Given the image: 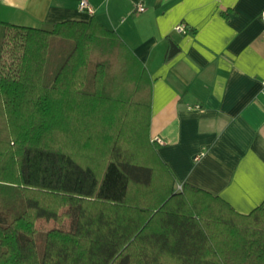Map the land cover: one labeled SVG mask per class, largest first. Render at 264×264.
<instances>
[{
	"label": "trees",
	"instance_id": "trees-1",
	"mask_svg": "<svg viewBox=\"0 0 264 264\" xmlns=\"http://www.w3.org/2000/svg\"><path fill=\"white\" fill-rule=\"evenodd\" d=\"M1 44L0 264H264V200L239 213L177 184L149 138L150 76L115 31L6 23Z\"/></svg>",
	"mask_w": 264,
	"mask_h": 264
},
{
	"label": "crops",
	"instance_id": "crops-1",
	"mask_svg": "<svg viewBox=\"0 0 264 264\" xmlns=\"http://www.w3.org/2000/svg\"><path fill=\"white\" fill-rule=\"evenodd\" d=\"M0 0V23L51 29L94 17L151 79L149 138L177 184L237 212L264 200V0ZM142 4L143 11H137ZM183 23L187 33L174 31ZM174 44V47L171 46Z\"/></svg>",
	"mask_w": 264,
	"mask_h": 264
},
{
	"label": "rangeland",
	"instance_id": "rangeland-1",
	"mask_svg": "<svg viewBox=\"0 0 264 264\" xmlns=\"http://www.w3.org/2000/svg\"><path fill=\"white\" fill-rule=\"evenodd\" d=\"M3 31H4V24L0 23V51H1V42H2V37H3ZM49 73H51L53 71L52 68L48 69ZM68 226V220H64L62 221V223H56L53 220H43V219H38L36 221V228L38 230L39 233H43L44 231L52 228V227H62V228H67ZM40 235V234H39Z\"/></svg>",
	"mask_w": 264,
	"mask_h": 264
},
{
	"label": "built area",
	"instance_id": "built-area-1",
	"mask_svg": "<svg viewBox=\"0 0 264 264\" xmlns=\"http://www.w3.org/2000/svg\"><path fill=\"white\" fill-rule=\"evenodd\" d=\"M79 9L80 10H86L89 13H92V11H93V9L91 8V6L89 5L87 0H81L80 1ZM136 9H137V11H143L144 7L142 4H138ZM261 18L264 21V13L261 14ZM187 30H188V28L183 23H179V24L175 25V27H174V31H176L177 33H181V34L187 33ZM152 142L161 143L162 141H161V139L157 138L155 141H152Z\"/></svg>",
	"mask_w": 264,
	"mask_h": 264
},
{
	"label": "water",
	"instance_id": "water-1",
	"mask_svg": "<svg viewBox=\"0 0 264 264\" xmlns=\"http://www.w3.org/2000/svg\"><path fill=\"white\" fill-rule=\"evenodd\" d=\"M172 47H174V44H171Z\"/></svg>",
	"mask_w": 264,
	"mask_h": 264
}]
</instances>
